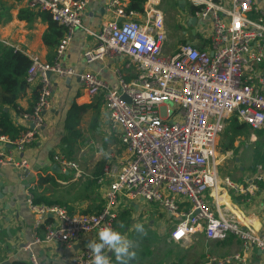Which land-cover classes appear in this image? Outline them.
Instances as JSON below:
<instances>
[{"label": "built area", "instance_id": "1", "mask_svg": "<svg viewBox=\"0 0 264 264\" xmlns=\"http://www.w3.org/2000/svg\"><path fill=\"white\" fill-rule=\"evenodd\" d=\"M90 2L29 0L31 8L49 13L66 28L52 62L0 39L8 48L29 57L24 95L32 97L36 92L31 110L16 114L24 124L18 138L0 136L1 165L28 171V163L8 151L12 146L23 152L45 126L53 93L51 75L77 77L91 98L104 92L110 128L119 135L123 147L118 165L106 169L98 179L101 185L111 180L98 213L72 214L64 206L36 203L32 191L27 192L35 232L33 241L22 249L29 252L30 264H39L34 245L57 243L72 249L106 225L115 229L114 208L122 196L156 203L175 218L170 235L174 242H186L197 233L214 241L231 236L239 239L240 254L215 262L247 264L252 248L264 251V224L255 225L254 215L238 212L226 200L230 192L249 201L257 193L264 195L260 187L264 166H257L247 185L230 177L220 179L218 167L224 155L218 153L217 141L233 115L252 129H264V12L255 0H187L192 7L188 18L208 25L207 46L200 49L184 43L175 53L166 54L168 37L161 0H146L140 13L128 11L125 0H106L109 19L97 32L84 26ZM79 30L95 39L94 47L83 54L87 64L120 59L132 71V78L126 80L118 70V87L111 88L98 73L67 66L63 58ZM54 162L63 172L80 174L78 163L62 154L55 155ZM208 191L214 208L207 200ZM41 229L43 236L38 235ZM104 251L108 255L110 249ZM73 261L91 264L90 249L78 250Z\"/></svg>", "mask_w": 264, "mask_h": 264}, {"label": "crops", "instance_id": "2", "mask_svg": "<svg viewBox=\"0 0 264 264\" xmlns=\"http://www.w3.org/2000/svg\"><path fill=\"white\" fill-rule=\"evenodd\" d=\"M161 1L163 3V0ZM176 1L179 6V0ZM185 1V9L179 6L180 10L173 31L167 28V16L165 17L167 42L173 35L174 39L181 41L182 44L191 43L200 49L205 48L207 46L206 29L208 25L199 19H196L195 24L189 23L190 18L188 17L192 13V7L188 4L187 0ZM255 2L260 10L264 12V0H255ZM125 3L126 5L128 4L127 0H125ZM162 3L161 7L163 9ZM105 4L106 0H91L84 14L83 21L85 27L93 32H97L102 24L109 19L105 11ZM23 9L37 12L30 7L29 0H0V39L18 44L25 48L28 53L37 54L43 60L50 62L49 52L42 41L46 25L41 21H37L33 25V28L29 29L27 23L19 19V13ZM182 17L183 20H181ZM94 45L95 39L93 35L83 30L77 31L63 58L64 63L67 66L76 67L79 72L92 71L98 73L111 88L118 87L116 72L118 70L124 74L126 80L129 81L132 78V71L127 69L120 59H107L87 64L83 54L87 49L94 47ZM165 48V53L173 54L170 53L168 43H166ZM51 81L53 85L51 109L46 113L45 126L39 131L35 142L29 145L23 152H19L15 147H9L8 152L10 154L16 159H24L28 163V171L24 172L12 165L0 164V256L3 263L9 261L11 264L13 261L18 260L30 264L29 252L22 249L25 243L33 241L35 232V216L28 206L27 192L32 191V195L37 202L64 206L72 214L98 213L105 204V191L111 181L107 179L101 185L98 183V179L104 176L106 169L110 167L115 168L122 158L123 147L119 135L110 128L104 92H101L95 98L89 97L82 89L77 77L61 79L51 75ZM33 103V96L31 97L26 93L18 101L19 108L23 111H30ZM76 107H84L85 110H82L78 116H75L76 122H78L77 127L68 129L66 127L68 117ZM10 116L13 123L17 127H20L22 131L24 128L23 121L17 118L15 112H12ZM81 123L88 124L90 128H94L97 133L104 137L102 142L104 149H110L113 145L111 136L115 138L117 146L107 153L105 157L87 163L82 168L78 164L80 174L74 170L67 172L59 170L57 172L54 156L65 154L69 152V147L77 146L80 132L82 133L80 131ZM244 126L243 130L251 129L257 133L264 131V129L260 131L246 125ZM224 152L220 153L224 155L218 167L220 179L224 177L231 178L228 174H232L235 169V167L229 164L235 162V157L229 153L227 156ZM102 160L105 161L104 172L101 176H98L96 174L99 171L96 170V166ZM224 162L226 164L225 167L223 166ZM222 167L223 170H227L228 174L220 172ZM237 168L236 174L232 175L236 177V180L233 177L232 179L241 185H247L257 170V166L254 171L247 170L243 166H238ZM40 178L43 179L41 180ZM261 185L260 187L264 188V184ZM230 194L232 197H230ZM227 198L226 201H230L233 208L238 212L248 213L246 214L247 216L254 215L256 218L255 225L264 224L263 194L257 193L249 201L247 197L237 196L233 192H230ZM207 200L214 208L215 203L212 194L210 195V191L207 193ZM154 205H157L166 214L167 223H159L160 233L162 234L165 228L167 242L172 243L176 248L178 247L180 251V255L176 260H170L165 264H217L215 259L221 260L242 252V242L233 236L226 240L214 241L207 239L203 233H197L186 242H174L170 238L171 232L167 233V229L171 227L172 231L174 230L176 224L175 218H172L156 203H147L140 199L129 200L122 196L114 208L117 215L115 229L127 236L134 245V249L130 250L135 251V256L128 259L126 264H154L146 258H144L143 262L139 260V257L143 259L141 240L146 239L147 235L135 229L136 223L143 224L141 221L148 220L150 225L156 222L155 214L150 211ZM43 234L44 230H39L38 235L43 236ZM93 239H97L96 235H88L72 249L52 243L42 246L34 245L32 250L37 255L39 264H74L73 257L77 251L87 248L86 245ZM108 256L110 257L111 264H120L119 261H116L111 250ZM130 260L134 261L130 262ZM227 264H238V262L232 261ZM247 264H264V256L261 255L259 249L252 248L250 250Z\"/></svg>", "mask_w": 264, "mask_h": 264}, {"label": "rangeland", "instance_id": "3", "mask_svg": "<svg viewBox=\"0 0 264 264\" xmlns=\"http://www.w3.org/2000/svg\"><path fill=\"white\" fill-rule=\"evenodd\" d=\"M162 6L165 12V17L167 16V28H170L171 31H173V27L176 26V20L180 10L178 3L176 0H163ZM174 38L175 37L172 35L167 42L170 48V53H175L180 45H182L181 41H177ZM80 131H82V133L80 132V138L78 139L77 146L69 147V152H64L65 154L62 155H64L69 160L78 163L81 168L87 163H91L94 160L97 161L100 158L105 157L107 153L117 146L116 141L114 140L115 138L111 136L113 139V145L110 149H104L102 147L104 137L97 133L94 128H90L88 124L81 123ZM108 142H110V140H108ZM224 147H229V151L224 152ZM217 151L218 153L224 152L227 156L228 153L230 155L233 154L235 157V162L229 163L235 167V169L233 168L234 170L232 174H228V172H226L227 170H223V167L220 169V172L223 174L227 173L231 176V179L233 177L236 180V177L232 175L236 174L238 166H243L247 170L254 171L256 166L264 165V131L257 133L251 129H245L240 132H235L233 123L228 119L225 129L219 135L217 141ZM223 166H226L225 162ZM230 197H232L231 194ZM150 211L155 214L156 222L153 225H150L148 220L141 221L144 228L143 233L147 235V238L141 240L143 259H140L139 257V260H142L143 262L144 258H146L148 261L154 264H165L170 260H176V258H178L180 255L178 247L176 248L175 245L167 242L165 228L163 233H160L159 223H167L166 214H164V211L157 205H154ZM246 214L248 213H244V215ZM168 232H172L171 227H168L167 233ZM133 261L134 260H130V262Z\"/></svg>", "mask_w": 264, "mask_h": 264}, {"label": "trees", "instance_id": "4", "mask_svg": "<svg viewBox=\"0 0 264 264\" xmlns=\"http://www.w3.org/2000/svg\"><path fill=\"white\" fill-rule=\"evenodd\" d=\"M127 2L128 11L140 13L144 10L146 0H127ZM19 19L25 21L29 29L33 28L37 21L46 25L42 41L49 52V61L51 62L59 43L66 34V28L55 22L49 13L44 12L23 9L19 13ZM30 64V59L26 54L8 48L0 42V136L16 139L21 132V128L13 123L10 115L12 112L19 114L23 111L19 108L18 101L27 88L26 77ZM34 94L33 100L35 101L36 92ZM82 110L85 108L76 107L71 111L66 124L68 129L77 127L78 122H76L75 116H78ZM229 121L233 123L235 132H240L245 128L244 124L240 123L235 116H232ZM223 151H229V147H224ZM104 167L105 161L102 160L96 166V170L99 171L96 175L101 176ZM35 202L40 204V202ZM11 264L27 263L16 260Z\"/></svg>", "mask_w": 264, "mask_h": 264}, {"label": "clouds", "instance_id": "5", "mask_svg": "<svg viewBox=\"0 0 264 264\" xmlns=\"http://www.w3.org/2000/svg\"><path fill=\"white\" fill-rule=\"evenodd\" d=\"M138 232H143L141 223L135 224ZM97 239L90 240L86 247L90 249L91 264H111L110 257L105 254V249H110L120 264L135 256L134 245L126 235L109 226H104L96 233Z\"/></svg>", "mask_w": 264, "mask_h": 264}, {"label": "water", "instance_id": "6", "mask_svg": "<svg viewBox=\"0 0 264 264\" xmlns=\"http://www.w3.org/2000/svg\"><path fill=\"white\" fill-rule=\"evenodd\" d=\"M178 2H179V6L182 9H185L184 6L186 5V1L185 0H179ZM195 22H196V18L195 17L190 18L189 23L195 24ZM123 99L126 100V101H129V99L126 96H124ZM55 169H56L57 172H59V167L57 165L55 166ZM261 255L264 256V251H261ZM3 264H10V262L6 261Z\"/></svg>", "mask_w": 264, "mask_h": 264}]
</instances>
